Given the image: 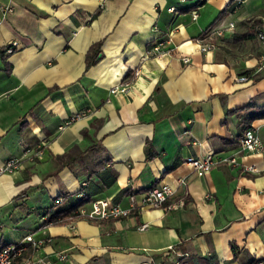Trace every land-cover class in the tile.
Here are the masks:
<instances>
[{"label":"crops","instance_id":"1","mask_svg":"<svg viewBox=\"0 0 264 264\" xmlns=\"http://www.w3.org/2000/svg\"><path fill=\"white\" fill-rule=\"evenodd\" d=\"M5 5L12 13L3 15ZM225 7L229 0H0V248L34 232L51 238L37 253L68 254L53 264L264 257V153L240 151L239 118L229 113L252 100L264 105V76H253L264 44L258 33L208 52L194 41ZM229 10L225 21H235L238 33L247 30L242 21L255 19L264 31V0ZM171 28V52L143 58ZM246 71L249 79L237 81ZM252 126L264 143V118ZM25 149L43 154L2 171ZM210 150L237 164L198 176L185 159ZM161 183L174 191L170 208L42 227L43 211L62 209L79 193L84 205L111 198L127 207L130 192Z\"/></svg>","mask_w":264,"mask_h":264},{"label":"built area","instance_id":"2","mask_svg":"<svg viewBox=\"0 0 264 264\" xmlns=\"http://www.w3.org/2000/svg\"><path fill=\"white\" fill-rule=\"evenodd\" d=\"M186 0H179L180 3ZM246 0H229V13L235 12ZM3 15L12 13L13 7L10 5L3 6ZM178 10L176 6H170L168 11L175 14ZM193 19L198 17L197 11L192 13ZM237 23L233 20L225 21V18L219 19L210 29L203 31L198 35L194 41L199 46L201 52H208L217 49L224 43L231 42L234 34L236 33ZM175 28L165 32V35L155 39L150 47L147 49L143 58L147 57H162L171 52V49H166L165 46L171 42V35ZM258 39L264 44V31H259ZM13 46L7 47L8 53L12 52ZM182 63L189 64L190 57L183 55L180 57ZM264 69V52L259 59V65L256 72ZM249 77L241 74L238 76L237 81H247ZM115 91V89H112ZM77 115H72L68 118L65 124L70 123ZM240 151H247L255 154L264 153V143L261 140L258 129L254 126L249 127L243 133L239 140ZM43 154L42 150L32 152L31 149H25L21 157H10L3 164L2 171L12 173L16 169L22 167V161L25 158L33 160L34 157L40 158ZM193 167L194 172L198 176H203L208 173L216 165L222 163L237 164L235 156H220L214 151H208L201 157H188L185 159ZM248 171H254L256 168L253 165L245 167ZM183 182V181H182ZM174 193L171 186L167 183L151 186L138 193L130 192L128 194V206L123 207L118 202H114L111 198H99L91 201L88 205H81L75 210L76 216L69 218L76 220L79 218H86L89 220H104L127 217L135 212L144 208H158L171 206L167 204L169 197ZM81 194L78 195V198ZM44 225L42 227H45ZM147 224L141 225L140 229H145ZM40 230V229H39ZM51 238L48 236L35 237L34 232L24 235L20 240L9 243L0 248V264H53L55 259L65 260L68 258L66 252L53 253V255H41L37 253L44 245L49 243ZM248 264H264V257L253 259Z\"/></svg>","mask_w":264,"mask_h":264},{"label":"trees","instance_id":"3","mask_svg":"<svg viewBox=\"0 0 264 264\" xmlns=\"http://www.w3.org/2000/svg\"><path fill=\"white\" fill-rule=\"evenodd\" d=\"M199 4H195L194 7H198ZM229 7H225L222 11L219 12L218 16L216 19L205 29L203 30L204 32L210 29L219 19L223 18L228 10ZM251 23V24H250ZM260 20L255 19L252 22L250 20L242 21L241 25H245L247 30L242 33H236L233 36V39L231 43H235L239 40H244V39H250L255 36L260 31ZM93 62V60L88 58V66ZM250 71H246L243 73V75H250ZM255 79L261 78L264 76V69L261 71L255 73L254 75ZM230 114H236L239 118V128H240V133L238 135V140L241 139L243 136V133L246 129L252 126V122L257 120V119H262L264 118V105L263 106H257L255 105L254 101L248 102L245 106L238 108L232 112H229ZM146 155L147 157H152L153 153L151 152L150 147H146ZM81 194V193H79ZM76 195V199L73 200H68L67 203L64 205L62 209H47L43 211V214L45 216V220L42 226L48 225L51 223H60L67 221L69 218H73L76 216L75 210L80 207L81 205L89 202L86 198H82L81 196L78 198V195ZM231 247L234 251H236L237 247L235 243H231Z\"/></svg>","mask_w":264,"mask_h":264},{"label":"rangeland","instance_id":"4","mask_svg":"<svg viewBox=\"0 0 264 264\" xmlns=\"http://www.w3.org/2000/svg\"><path fill=\"white\" fill-rule=\"evenodd\" d=\"M228 21V20H227ZM260 137L262 138V135L260 134ZM263 139V138H262Z\"/></svg>","mask_w":264,"mask_h":264}]
</instances>
